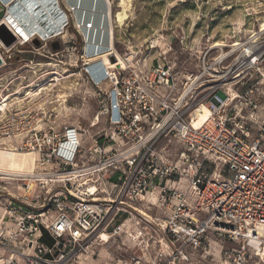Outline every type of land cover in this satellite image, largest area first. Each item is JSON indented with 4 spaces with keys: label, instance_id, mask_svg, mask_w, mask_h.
Returning a JSON list of instances; mask_svg holds the SVG:
<instances>
[{
    "label": "built area",
    "instance_id": "obj_1",
    "mask_svg": "<svg viewBox=\"0 0 264 264\" xmlns=\"http://www.w3.org/2000/svg\"><path fill=\"white\" fill-rule=\"evenodd\" d=\"M7 13L0 0V24L17 42H43L37 34L20 38ZM107 55L115 64H100L92 81L100 103L96 131H56L39 116L27 121L0 105V148L34 156L32 173L0 172L6 183L0 184L6 197L0 262L77 264L95 256L107 242L103 236L110 240L128 225L153 224L155 235L129 236L147 252L151 244L162 247L150 264L188 261V251L208 255L217 242L218 264H264V120L242 115L258 109L264 94L255 86L235 91L249 80L264 81V31L252 35L237 60L201 62L198 72L165 60L150 69L129 60L124 67L115 53ZM204 109L211 115L196 127ZM162 141L183 148L173 156ZM9 181L17 192L9 191ZM145 206L162 217L153 221L141 211ZM46 235L52 246L43 241ZM136 258L127 263L142 264Z\"/></svg>",
    "mask_w": 264,
    "mask_h": 264
},
{
    "label": "rangeland",
    "instance_id": "obj_2",
    "mask_svg": "<svg viewBox=\"0 0 264 264\" xmlns=\"http://www.w3.org/2000/svg\"><path fill=\"white\" fill-rule=\"evenodd\" d=\"M58 1L69 22L62 36L42 37L43 42L40 41L39 45L17 42L12 48L0 49L4 61L0 67V105L8 104L12 114L27 118V121L39 116L46 127L56 131L74 126L97 130L92 124L100 103L92 81L96 69L103 63L100 57L115 53L125 61L122 63L124 67L130 63L150 69L166 61L183 72H198L201 71V62L237 60L241 47L259 29L262 31L260 26L264 22V0H127L128 19L120 26L116 17L123 10L121 0H109L113 32L108 24L109 34L102 44H97L103 50L91 56L86 50L85 33L75 24L73 10L66 0ZM55 43L59 44L57 50L53 48ZM217 44L222 46L215 47ZM92 57H97L96 63H87ZM110 60L107 64L113 66L116 61L111 63ZM102 82V87L107 90L106 80ZM212 85L206 84V88H200L198 92L206 93ZM253 86L264 94V81L256 79L249 80L247 87L238 86L235 91L242 92ZM260 97L259 108L254 112L244 110V118L255 113L256 119L264 120V96ZM10 104L14 106L11 108ZM98 128H105L104 118ZM162 145L173 156L183 148L175 143L168 146L163 141ZM32 159L34 161V156L10 157L0 151V170H28ZM9 182V191L17 192L14 189L17 183ZM5 202L6 197H0V216L4 213ZM141 211L155 222L163 215L152 206H145ZM141 232L143 237H149L155 235V228L153 224L143 228L128 225L118 235L110 236L108 244L99 243L95 256H83L77 264H128L134 257L142 264H150L160 255L162 247L151 244L147 252L139 241L129 237ZM43 241L48 246L54 244L49 237ZM221 248L222 244L217 242L211 246L208 255L188 251L189 260L176 261V264H218ZM165 253V259H168L169 253ZM3 257L1 255L0 260Z\"/></svg>",
    "mask_w": 264,
    "mask_h": 264
},
{
    "label": "bare ground",
    "instance_id": "obj_3",
    "mask_svg": "<svg viewBox=\"0 0 264 264\" xmlns=\"http://www.w3.org/2000/svg\"><path fill=\"white\" fill-rule=\"evenodd\" d=\"M66 1L76 16L75 24L79 30L85 33L84 38L88 43L86 49L88 50V55L90 54L92 56L94 53H98L100 50H103L102 47L99 45L97 46V44H102V42H104V39L109 34V28L110 32H113V25L111 24L110 19L111 9L109 7V0H103L104 4L100 3V0H88L89 2H85V0ZM3 2L7 5L8 9V13L5 16L6 22L9 23L11 27H14L16 34L20 33V38L22 37V39L30 40L31 37L36 36V34L39 35L40 38L43 37L49 39L63 34L65 28L67 27L66 24L68 23V15L61 9L58 0H3ZM127 3V0H121L120 6L123 10L119 12L116 17V22L120 26H123V23L128 19ZM84 7H87L89 10L83 9ZM87 26L89 28H87ZM260 27L261 30L264 31V22ZM221 46L222 44H217L215 47ZM109 57L110 55H104L99 59H103L105 66L112 68L111 65L107 64ZM95 59L92 57V59L87 63L95 62ZM29 95L31 96V94ZM7 105H2V108ZM210 115L209 110L204 109L203 114L201 115V120L195 123V126L198 127L202 122L206 121ZM0 151L4 152L8 156L10 155V157L26 155L31 158L32 156L29 154H17L12 151ZM31 164V168L28 170H0V172L29 174L33 172V159L31 160ZM103 239L107 240L105 244L110 242V240H108L105 236H103Z\"/></svg>",
    "mask_w": 264,
    "mask_h": 264
},
{
    "label": "water",
    "instance_id": "obj_4",
    "mask_svg": "<svg viewBox=\"0 0 264 264\" xmlns=\"http://www.w3.org/2000/svg\"><path fill=\"white\" fill-rule=\"evenodd\" d=\"M2 17V14H0V18ZM87 28H89L87 26ZM0 43L4 46V48H12L16 43H17V37L16 35L13 33V31L6 25V24H0ZM40 41L39 40H35V45H39ZM54 49H58L59 48V44L55 43L53 45ZM112 63H114L115 58L111 59ZM3 58H1L0 56V67L3 66Z\"/></svg>",
    "mask_w": 264,
    "mask_h": 264
},
{
    "label": "trees",
    "instance_id": "obj_5",
    "mask_svg": "<svg viewBox=\"0 0 264 264\" xmlns=\"http://www.w3.org/2000/svg\"><path fill=\"white\" fill-rule=\"evenodd\" d=\"M86 1L89 2L88 0H85V2H86ZM91 1H92V0H91ZM99 2L102 3V4H104L103 0H100ZM83 9L89 10V9H87V7H84Z\"/></svg>",
    "mask_w": 264,
    "mask_h": 264
},
{
    "label": "crops",
    "instance_id": "obj_6",
    "mask_svg": "<svg viewBox=\"0 0 264 264\" xmlns=\"http://www.w3.org/2000/svg\"><path fill=\"white\" fill-rule=\"evenodd\" d=\"M47 237H48V236L46 235L44 238H47ZM44 238H43V239H44Z\"/></svg>",
    "mask_w": 264,
    "mask_h": 264
}]
</instances>
